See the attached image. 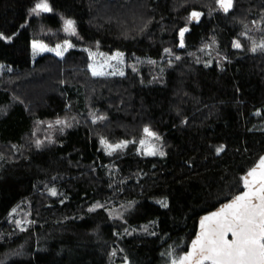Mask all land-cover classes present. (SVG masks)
I'll list each match as a JSON object with an SVG mask.
<instances>
[{
    "label": "trees",
    "instance_id": "16d2710c",
    "mask_svg": "<svg viewBox=\"0 0 264 264\" xmlns=\"http://www.w3.org/2000/svg\"><path fill=\"white\" fill-rule=\"evenodd\" d=\"M38 2L0 0V264H171L264 157V0Z\"/></svg>",
    "mask_w": 264,
    "mask_h": 264
},
{
    "label": "snow or ice",
    "instance_id": "6c2138e0",
    "mask_svg": "<svg viewBox=\"0 0 264 264\" xmlns=\"http://www.w3.org/2000/svg\"><path fill=\"white\" fill-rule=\"evenodd\" d=\"M219 3L225 12L232 7V0H219ZM51 11L48 0H39L32 9L37 15L40 12ZM199 16L200 13L193 12L191 18L198 20ZM64 31L75 34L74 21L66 20ZM186 31L187 29H184L179 33L181 46ZM37 47L45 51H56L57 55H62L59 51L61 46H57V49H49L34 43L33 49ZM66 47L71 45L68 44ZM234 47H241L239 41L235 42ZM259 47L264 49V44ZM252 50L255 51L256 48ZM92 74L102 76L106 73L93 68ZM120 75H123V72ZM56 123L62 124L64 121L58 120ZM143 131L148 137L156 136L148 128H144ZM101 143L110 150L109 155L112 151L127 146V142L115 146L103 140ZM145 143L144 140L140 141L142 146ZM148 154L155 155L156 152L149 149ZM241 179L247 190L225 204L218 212L205 216L200 222L199 235L191 243V250L183 256L173 258L171 264H264V157H261L256 166ZM51 194L56 195V190L52 189ZM229 234L232 239L228 238Z\"/></svg>",
    "mask_w": 264,
    "mask_h": 264
},
{
    "label": "rangeland",
    "instance_id": "374dc122",
    "mask_svg": "<svg viewBox=\"0 0 264 264\" xmlns=\"http://www.w3.org/2000/svg\"><path fill=\"white\" fill-rule=\"evenodd\" d=\"M234 2H235V0H232V3H234ZM218 4H219V0H218ZM220 8H221V6H220ZM199 20H200V16H199L198 20H196L195 22H198ZM248 31H253L252 26L251 27H248L245 30L243 36L245 38H248V39H256V38L253 37V34L249 33ZM258 44L259 45L264 44V36H260L258 38ZM209 46H211V45L209 44ZM70 120H71V122L73 121L72 118L71 119L70 118H65V119L59 120V121H64V123H62V124H57L56 122L49 123V124H50V126L52 128L55 127V126H63L64 127L67 124H70ZM157 137H158L157 135L155 137H148L145 134V137L142 140L146 141V143L143 146L141 144L139 146L140 147L139 148L140 149L139 151H140V153L142 155H149L148 154L149 149L155 151L156 152L155 155H161L160 153H163L164 154V148L161 145L159 138H157ZM107 144H109V143H107ZM116 144H120V143H114V144L113 143H110V145H113V146H115ZM107 150L110 151L108 148H107ZM11 216H14V218H16V221L18 222L19 225L24 226L27 223V219H28V214H27V211H26V207L23 206L20 209H17V208L14 209Z\"/></svg>",
    "mask_w": 264,
    "mask_h": 264
},
{
    "label": "water",
    "instance_id": "95a60500",
    "mask_svg": "<svg viewBox=\"0 0 264 264\" xmlns=\"http://www.w3.org/2000/svg\"><path fill=\"white\" fill-rule=\"evenodd\" d=\"M220 4V3H219ZM192 20L193 21H196L197 19H194V18H192ZM247 189H245V187H244V189L241 191V192H239L238 194H236L235 196H233L230 200H228V201H226V202H224V203H222V204H220L216 209H214L213 211H211V212H209V213H207L206 215H204V216H202L201 218H200V220H199V225H198V231H197V236L199 235V233H200V222H201V220L205 217V216H210L212 213H215V212H218L225 204H228V203H230L237 195H241L244 191H246ZM196 236V237H197ZM228 238L229 239H232V236H231V234H229V236H228ZM196 239V238H195ZM191 250V244H190V247H189V249H188V251H190ZM187 251V252H188ZM186 252V253H187ZM185 253V254H186ZM184 254V255H185ZM183 256V255H182Z\"/></svg>",
    "mask_w": 264,
    "mask_h": 264
}]
</instances>
